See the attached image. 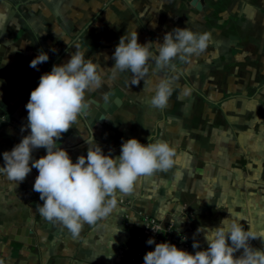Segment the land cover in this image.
<instances>
[{"label": "crops", "instance_id": "0c3cea01", "mask_svg": "<svg viewBox=\"0 0 264 264\" xmlns=\"http://www.w3.org/2000/svg\"><path fill=\"white\" fill-rule=\"evenodd\" d=\"M177 1L0 0V167L3 153L30 133L21 129L27 124L26 104L41 75L67 63L76 44L82 52L87 49L86 59L102 72L103 83L86 93L88 108L57 141L73 162L87 155V142L96 141L105 155L114 150V157L130 138L146 145L151 136L152 142L163 139L176 149L172 169L141 177L131 193H117L115 209L94 225L84 224L75 238L37 211L43 203L33 191L37 169L19 184L0 173V264H135L127 252L131 245H147L142 214L162 224L169 218L173 231L189 240L187 246L174 244L193 254L194 241L200 242V250L208 247L206 231L197 230L218 227L223 218L239 219L255 235H264L261 40L251 39L252 46L246 42L247 65L238 71L227 67L232 61L231 39L222 36L213 42L215 53L192 56L187 63L176 60L175 68L153 71L154 62L149 61L148 86L143 80L132 85L130 71L112 72V57L125 32H137L141 44L162 41L177 27L202 31L215 11L203 1L202 11L191 5L193 0L190 6ZM186 16L192 18L180 23ZM243 19L248 25L251 18ZM41 49L49 60L30 67ZM151 50L155 51L154 45ZM165 75L178 79L168 106L160 110L150 105L154 93L148 87ZM185 87L189 95H184ZM115 89L123 93L121 106L90 125L86 114L99 112ZM231 93L238 97L231 101ZM46 154L40 148L33 151V158ZM250 244L264 249V239Z\"/></svg>", "mask_w": 264, "mask_h": 264}, {"label": "clouds", "instance_id": "9594fccd", "mask_svg": "<svg viewBox=\"0 0 264 264\" xmlns=\"http://www.w3.org/2000/svg\"><path fill=\"white\" fill-rule=\"evenodd\" d=\"M210 39L209 33L177 27L167 32L162 41L141 44L137 32H125L112 57L115 61L112 72L115 75L130 71L132 85L143 80L148 86L145 77L149 74V61L154 62L153 71L175 68L176 60L187 63L192 56L202 54ZM75 47L77 50L67 63L54 65L50 72L41 75L26 104L27 124L21 129L22 132L30 129V133L3 153L4 165L0 167V173L17 184L33 168L37 169L33 191L43 201L37 211L47 221L67 228L74 238L84 224L94 225L115 209L117 193H131L141 177L172 169L176 156L170 142L163 139L152 142L151 136L146 145L136 138L127 139L121 145L120 155L115 157L111 154L114 150L105 155L96 141L94 145L86 141L87 155L79 156L75 163L68 151L57 145L88 108L86 93L103 83L102 72L91 58L86 59L87 49L82 52L79 44ZM48 60V53L41 49L30 67L37 68ZM176 79L165 75L148 87L154 93L149 101L153 108L163 110L168 106ZM189 94L185 87L184 95ZM40 148L46 149L47 154L34 159L33 151ZM197 231H206V249L200 250V242L194 241L192 247L197 251L193 254L170 242L156 243L149 238L146 243L155 244V249L144 255L143 264H264V249L250 244L251 240L264 239V235H255L239 219L223 218L218 227ZM241 249L243 252L237 257L235 253Z\"/></svg>", "mask_w": 264, "mask_h": 264}, {"label": "rangeland", "instance_id": "374dc122", "mask_svg": "<svg viewBox=\"0 0 264 264\" xmlns=\"http://www.w3.org/2000/svg\"><path fill=\"white\" fill-rule=\"evenodd\" d=\"M168 2H173L177 0H165ZM206 2L208 7L214 9V14L208 16V25L204 24L202 31L198 30V33H209L210 42L207 49L203 52H208V55L215 53L214 44L224 37H229L231 39L229 52L231 55V63L228 64L229 70L238 71L242 69V66L246 64L244 58V51L249 49V45L252 46L251 39L261 40L260 53L262 54L261 59V76H262V85H264V0H199ZM186 5L190 6L191 0L183 1ZM177 4L172 5L176 6ZM169 6V5H168ZM195 9V8H194ZM189 20L192 16H186L180 20V23H184V19ZM218 18H225L223 22L218 20ZM243 18H251L246 21L248 25H244ZM189 26V25H184ZM191 29L190 27H188ZM208 31H205V30ZM201 31V32H200ZM238 40H242L238 42ZM214 42V44H213ZM212 43V44H211ZM214 50V51H213ZM213 51V52H212ZM242 53V54H241ZM239 54V55H237ZM225 65V64H224ZM247 65V64H246ZM217 67L221 69V63L217 64ZM236 84V83H235ZM238 96L235 94L230 95V99H236Z\"/></svg>", "mask_w": 264, "mask_h": 264}, {"label": "built area", "instance_id": "2783aa9c", "mask_svg": "<svg viewBox=\"0 0 264 264\" xmlns=\"http://www.w3.org/2000/svg\"><path fill=\"white\" fill-rule=\"evenodd\" d=\"M142 217H143V223L145 227L144 234L147 239L154 238L156 243L170 242L172 244L180 243L183 246L189 245L188 238L184 235L176 234L173 231L172 225H168V227L164 229L161 221L153 217H150L148 215H145V214H142ZM154 249H155V244L153 245L147 244L144 247H138L136 245H131L127 252L128 260H130L131 262L135 264H143L144 255L148 251H152Z\"/></svg>", "mask_w": 264, "mask_h": 264}, {"label": "water", "instance_id": "95a60500", "mask_svg": "<svg viewBox=\"0 0 264 264\" xmlns=\"http://www.w3.org/2000/svg\"><path fill=\"white\" fill-rule=\"evenodd\" d=\"M191 5L195 7L198 11L203 10V2L199 0H193ZM108 95L113 101H111V99L108 98L107 102L99 108L100 109L99 112L94 111L92 114H88V115L86 114V119L90 125H93L94 123L93 119L96 120V119H99L100 117V120H101V117H102L101 114L107 113L106 111H108V113H112V111L116 110L119 106H121L123 93L119 89H115L113 93L109 92ZM95 105L99 106V104L97 103ZM169 224H170V219L167 218L163 222V228L166 229Z\"/></svg>", "mask_w": 264, "mask_h": 264}]
</instances>
